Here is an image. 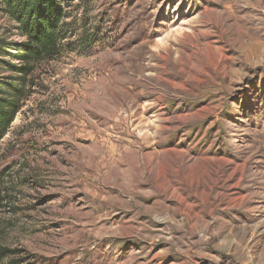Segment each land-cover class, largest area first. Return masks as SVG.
Instances as JSON below:
<instances>
[{"label":"rangeland","instance_id":"374dc122","mask_svg":"<svg viewBox=\"0 0 264 264\" xmlns=\"http://www.w3.org/2000/svg\"><path fill=\"white\" fill-rule=\"evenodd\" d=\"M64 10L0 141V245L20 264H264V0ZM16 26L0 5V46Z\"/></svg>","mask_w":264,"mask_h":264},{"label":"trees","instance_id":"16d2710c","mask_svg":"<svg viewBox=\"0 0 264 264\" xmlns=\"http://www.w3.org/2000/svg\"><path fill=\"white\" fill-rule=\"evenodd\" d=\"M65 4L66 0H0L2 11L17 24L20 36L25 38L22 42H2L0 46V69L11 73L0 76V141L28 96L27 86L37 65L63 51L67 39ZM8 46L12 47L11 52L6 50ZM3 56L11 60L5 61ZM14 254L15 250L0 245V264H20Z\"/></svg>","mask_w":264,"mask_h":264}]
</instances>
